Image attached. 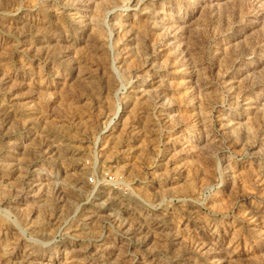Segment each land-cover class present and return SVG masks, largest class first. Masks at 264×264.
<instances>
[{"label": "rangeland", "instance_id": "obj_1", "mask_svg": "<svg viewBox=\"0 0 264 264\" xmlns=\"http://www.w3.org/2000/svg\"><path fill=\"white\" fill-rule=\"evenodd\" d=\"M0 264H264V0H0Z\"/></svg>", "mask_w": 264, "mask_h": 264}]
</instances>
